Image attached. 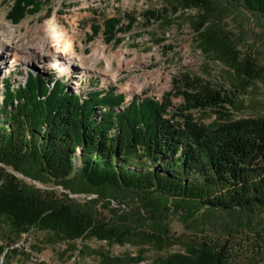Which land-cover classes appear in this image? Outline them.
I'll list each match as a JSON object with an SVG mask.
<instances>
[{"label":"trees","instance_id":"trees-1","mask_svg":"<svg viewBox=\"0 0 264 264\" xmlns=\"http://www.w3.org/2000/svg\"><path fill=\"white\" fill-rule=\"evenodd\" d=\"M50 1L12 0L7 18L18 24ZM164 1L176 13L196 12L180 15L189 21L201 52L253 78L250 69L234 61L235 50L221 25L223 5L217 0ZM224 1L225 10L244 11L264 22V0ZM144 18L147 23L164 20L159 12H149ZM120 24L117 19L105 22L108 41L119 44L117 32L132 28ZM99 30L95 27L94 33ZM174 90L184 100L177 108L171 93L161 101L136 97L126 103L113 89L83 95L65 81L33 74L17 87L6 81L0 111V226L18 238L40 231L57 242L95 238L120 246L182 245L183 252L157 264H239L234 249L238 236H245L242 242L263 248L264 118H230L224 105L235 108V99L188 76L176 81ZM206 109L215 110L219 120L201 124L192 112ZM7 168L68 193L38 189ZM70 194L96 195L97 199L79 203ZM125 200L138 201L147 213L161 202L159 206L166 211L186 207L240 215L247 221L230 224L221 238L182 244L162 234L158 220L139 230L101 219L100 203L125 205ZM137 216L143 219L139 211ZM4 252L0 247V256ZM99 256L101 264L143 261L141 257Z\"/></svg>","mask_w":264,"mask_h":264},{"label":"rangeland","instance_id":"rangeland-1","mask_svg":"<svg viewBox=\"0 0 264 264\" xmlns=\"http://www.w3.org/2000/svg\"><path fill=\"white\" fill-rule=\"evenodd\" d=\"M218 3L223 5L221 25L235 50L234 61L240 63L241 68L250 69L248 73H252V79L201 52L194 44V32L189 21L180 15H195L196 12L176 13L164 0H51L40 12L28 15L18 24L7 18L12 0H0V28L7 31V27L12 26L15 31L13 38L18 41L25 39V42L21 41V47L38 45L45 35H64L66 38L63 53L49 60V64H39L35 60L29 65L22 61L11 64L8 62L12 56L8 57L7 51L0 52V111L6 81L17 87L25 83L30 74L43 76L46 80L65 81L72 91L83 95L113 89L117 95L125 97L126 103L136 97L161 101L171 93L174 108L184 104L182 97L174 95L176 81L181 82L188 76L235 99V108L224 105L230 118H264V22L244 11L225 10L224 0H217ZM149 12H159L164 20L145 22L144 15ZM112 19L119 20L124 27L132 25V20L136 19L130 30L117 32V38L121 39L119 44L108 41L104 34L105 22ZM49 23L54 26L52 31L47 27ZM95 27H100L97 34L94 33ZM69 54L75 55L76 59L68 68ZM192 113L203 125L219 120V115L212 109ZM7 170L38 189L68 193L53 183L33 181L11 168ZM70 198L86 203L96 200L97 196L70 194ZM125 201V205L100 203L101 219L105 222L110 219L121 221L139 230L147 229L158 220L156 222L162 224H157L162 226V234L180 239L182 244L221 238L228 232L230 224L237 220L247 221L240 215L236 218L203 210L196 212L186 207L166 211L159 206L163 204L161 202L147 213L138 201ZM137 211L141 212L143 219H138ZM242 237L245 236H238L234 246L238 263L264 264V247L255 248L248 242H242ZM0 247L5 250L0 256V264H101L99 253L109 254L111 258L141 257L143 261L138 264H157L183 252L181 244L172 246L170 242L163 247L110 245L95 238L57 242L49 233L40 231H31L18 238L4 225L0 226Z\"/></svg>","mask_w":264,"mask_h":264},{"label":"bare ground","instance_id":"bare-ground-1","mask_svg":"<svg viewBox=\"0 0 264 264\" xmlns=\"http://www.w3.org/2000/svg\"><path fill=\"white\" fill-rule=\"evenodd\" d=\"M50 31L54 27L52 23H49L47 26ZM8 30L4 31L0 28V52L7 51V56H12V59L8 62L14 64L18 61H22L25 65L31 64L33 60L38 61L39 64H49V60L57 57L59 54L63 53V41L64 35H52L44 36L38 45L21 47V41H18L17 38H13L15 31L12 26L7 27ZM66 39V38H65ZM27 41V40H26ZM67 65L68 68L71 67L76 59V56L69 54ZM6 64V63H5Z\"/></svg>","mask_w":264,"mask_h":264}]
</instances>
